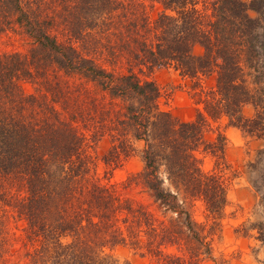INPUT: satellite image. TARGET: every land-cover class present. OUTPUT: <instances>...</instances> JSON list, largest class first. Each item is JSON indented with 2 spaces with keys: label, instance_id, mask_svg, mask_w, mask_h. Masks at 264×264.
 <instances>
[{
  "label": "trees",
  "instance_id": "trees-1",
  "mask_svg": "<svg viewBox=\"0 0 264 264\" xmlns=\"http://www.w3.org/2000/svg\"><path fill=\"white\" fill-rule=\"evenodd\" d=\"M154 1L161 10L151 17L146 9ZM43 9H59L57 17ZM8 30L30 43L26 53L0 54V198L15 191L7 200L35 243L24 264H131L114 253L129 244L160 264L180 262L160 249L168 244L187 252L180 263L211 257L207 237L217 224L206 229L192 207L200 201L213 220L222 215L226 138L217 131L207 139L205 131L225 119L264 138V0H0V32ZM195 45L201 54L192 53ZM50 67L94 85L71 92L74 102L81 91L92 93L94 112L55 106L70 88L48 81ZM159 67L186 80L193 119L160 109V89L149 79ZM22 82L38 85L35 93ZM247 104L251 116L243 115ZM93 113L103 124L85 121ZM107 129V164L141 144L142 169L120 185L144 193L148 203L90 175L86 146ZM201 155L214 167L204 170Z\"/></svg>",
  "mask_w": 264,
  "mask_h": 264
},
{
  "label": "rangeland",
  "instance_id": "rangeland-1",
  "mask_svg": "<svg viewBox=\"0 0 264 264\" xmlns=\"http://www.w3.org/2000/svg\"><path fill=\"white\" fill-rule=\"evenodd\" d=\"M212 1V0H207ZM250 1V0H243ZM148 4L149 2L146 1ZM59 9H43L44 14L57 17L55 12ZM161 6L154 1L146 11L151 17H156L160 12ZM252 17L256 16L253 10H249ZM61 35V34H60ZM30 48L29 41L18 34L15 30L0 32V54L4 52H23L26 53ZM203 51L200 45H195L192 49L194 55H199ZM119 70L125 71V67ZM40 79V78H39ZM47 79L52 83H59L62 88L69 87V94L57 95V108L67 105L70 111L78 109L85 113L90 108L91 94L81 91V96L74 102L75 93H71L81 87L94 91L95 87L91 83H86L78 75H67L54 67L47 70ZM160 89L159 107L168 111L178 120H191L195 115V104L187 90L186 80L179 72L172 67H159L153 69L149 75ZM26 92L35 93V87L28 82H22ZM61 96V98H60ZM97 102L104 98L97 96ZM118 100H116V103ZM96 103V102H94ZM104 101L97 103L100 108ZM94 108V107H92ZM102 108V107H101ZM91 109L90 108V112ZM243 115L251 116L253 107L247 104L243 107ZM95 113L92 116H85L87 123H102V118ZM109 118L106 122L109 125ZM82 130V123L77 121ZM95 134V140L89 142L85 149V154L91 157L90 175L100 179L103 183L116 184L119 189H123L126 195L137 201L148 203L149 200L144 193H137L136 189L127 190L120 183L126 180L129 175L140 171L143 167L141 158V144L133 143L125 152H121L116 163L107 164L111 159L112 153V130L107 129ZM220 131L226 138L225 163L220 164L223 177L226 180L227 204L224 207L219 219L213 220L205 210L200 201H196L192 207V216L197 222L206 224V229L213 223L215 226L213 234L207 239L211 245V257L201 254L195 264H264V138H256L244 134L239 128L229 126L225 119L212 124V130L205 131L207 139H213ZM88 137L93 134L85 130ZM129 146V145H127ZM128 151V153H126ZM126 153V154H125ZM202 168L210 170L214 167L215 161L210 155H201ZM94 174V175H93ZM13 198L15 191L12 189ZM0 198V264H24L23 253L32 250L35 243L29 242L25 237V221L19 217L12 203ZM152 206L151 208H153ZM214 224V223H213ZM144 244V242H141ZM161 250L180 256V262L186 261L187 252L179 250L174 245H162ZM115 255L120 259H126L131 264H160L157 257L146 253L145 248H137L134 245L119 246L115 250ZM183 260V261H181ZM165 264H185L180 263Z\"/></svg>",
  "mask_w": 264,
  "mask_h": 264
}]
</instances>
